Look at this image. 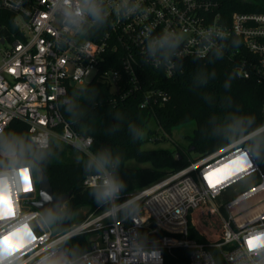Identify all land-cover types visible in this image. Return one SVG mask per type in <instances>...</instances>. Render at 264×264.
<instances>
[{"label": "built area", "instance_id": "2783aa9c", "mask_svg": "<svg viewBox=\"0 0 264 264\" xmlns=\"http://www.w3.org/2000/svg\"><path fill=\"white\" fill-rule=\"evenodd\" d=\"M77 2L72 0L73 7ZM97 2L106 22L98 24L89 15L73 28L54 0H0V8L15 15L17 27L16 33L0 38V135L18 121L28 126L38 149H48L57 139L79 150L101 170L85 179L88 187L114 178L92 152L93 138L79 135L62 113L70 88L97 79L108 83L113 94L127 96L142 90L140 78L147 67L170 77L176 60L218 54L230 57L239 78L264 85V12H230L233 5L249 9L262 6L263 0H136L139 11L126 18L123 10L133 0ZM165 33L174 34L178 46L170 54L150 56L148 44ZM110 61L117 66L107 68ZM124 77L133 86L121 92ZM147 95L167 98L153 89ZM262 133L264 124L145 189L124 194L119 187L104 211L60 233L34 208L39 185L33 167L26 165L20 169L19 189L0 191V200L7 201L0 208V240L9 237L14 245L5 264H40L57 257L65 264H165V250L174 248L188 249L190 264H217L210 247L229 264H264V249L250 251L248 243L264 231V171L249 147ZM244 153L251 167L244 163ZM232 161H239L242 170L232 172ZM202 207L221 221L222 240L210 246L189 238L190 218ZM150 225L151 233H165L158 247L140 242L141 230ZM26 233L31 240L24 238ZM85 235L90 249L74 262L64 245ZM3 250L8 249L0 245Z\"/></svg>", "mask_w": 264, "mask_h": 264}, {"label": "trees", "instance_id": "16d2710c", "mask_svg": "<svg viewBox=\"0 0 264 264\" xmlns=\"http://www.w3.org/2000/svg\"><path fill=\"white\" fill-rule=\"evenodd\" d=\"M245 10L264 12V0L262 6L255 4L249 9L243 4L230 7V12ZM15 18L11 11L0 8V38L17 32ZM106 66L113 68L117 64L110 61ZM123 81L121 92L132 88L128 78L124 77ZM140 82L141 91L121 96V93L113 94L108 83L95 79L84 88H70V101L62 108L65 119L79 135L93 138L92 152L111 171L124 194L145 189L183 170L192 160L264 124V85L254 79L239 78L236 65L228 55L176 60L175 73L170 77L162 69L147 67ZM151 89L165 93L167 98L145 96ZM145 101L148 105L142 107ZM192 123L195 124L192 134L185 136L187 146L173 143L172 148L146 149L147 144L170 141L176 132ZM4 137L16 139L21 158L33 167L35 174L38 169L46 172L56 196L70 194L62 209L48 216L54 233L82 221L85 217H78L82 208H89L88 216L107 208L106 201H96L100 187L84 184L89 175L101 172L88 156L57 139L51 141L48 149H38L31 141L28 126L18 121ZM249 147L261 164L264 133L251 141ZM0 162L6 168L4 157L0 156ZM202 208L196 211L193 220L190 218L189 238L210 246L222 240L221 221L208 207ZM153 229L150 225L141 230L142 246H159V239L165 233H151ZM90 246L89 235L79 236L64 245V252L75 262ZM208 249L217 264H229L218 249ZM165 264H190V251L185 248L165 250Z\"/></svg>", "mask_w": 264, "mask_h": 264}, {"label": "clouds", "instance_id": "9594fccd", "mask_svg": "<svg viewBox=\"0 0 264 264\" xmlns=\"http://www.w3.org/2000/svg\"><path fill=\"white\" fill-rule=\"evenodd\" d=\"M56 7L62 11L63 17L68 25L73 28H79L85 21L86 16H91L93 20L103 25L106 22V17L103 15L102 8L97 0H78L73 7L72 0H54ZM140 4L133 0L131 7H125L124 18L138 12ZM235 43V41H234ZM179 44L175 35L172 33H165L158 39L148 44V52L150 56L155 57L157 54L169 53L174 50ZM165 59L169 55L164 56ZM0 156H3L6 161V170L3 162H0V191L8 192L10 189H19L22 182L21 168L25 167V161L21 158V153L18 151V143L14 137H4L0 135ZM244 163L251 167V161L247 153L242 155ZM119 161H117L118 163ZM99 167V165L97 166ZM120 184L114 179H106L103 185L98 189L96 201H106L110 199L118 190ZM260 238V242L255 247H251L250 251H257L264 249V231L257 232L251 238ZM26 240H31V235L25 234ZM12 255L10 250L0 251V264H5L8 257ZM40 264H65L62 260H49L44 258Z\"/></svg>", "mask_w": 264, "mask_h": 264}, {"label": "water", "instance_id": "95a60500", "mask_svg": "<svg viewBox=\"0 0 264 264\" xmlns=\"http://www.w3.org/2000/svg\"><path fill=\"white\" fill-rule=\"evenodd\" d=\"M1 43L3 44L4 42L2 41ZM36 176L39 185V200L34 203V208L38 209L45 216L58 213L63 205L70 199V194L56 196L53 192L50 179L43 169H38ZM27 197H33V194H29ZM50 225L54 228L52 222H50Z\"/></svg>", "mask_w": 264, "mask_h": 264}, {"label": "rangeland", "instance_id": "374dc122", "mask_svg": "<svg viewBox=\"0 0 264 264\" xmlns=\"http://www.w3.org/2000/svg\"><path fill=\"white\" fill-rule=\"evenodd\" d=\"M3 48H4V45L0 44V50H2ZM194 127H195V124L192 123V124H190V126L183 128L182 131H179V133L176 132L174 137L172 139H170V141L161 142L160 144L150 143V144H147L146 149L172 148L173 143H177V144L182 145V146H187L185 136L192 134ZM192 157L195 158V154H192ZM132 165H136V163H132ZM260 166H261L262 170L264 171V161L260 164ZM88 211H89V208H82L78 213V217L79 218H84V217L86 218L88 216ZM53 260H59V257H57Z\"/></svg>", "mask_w": 264, "mask_h": 264}, {"label": "snow or ice", "instance_id": "6c2138e0", "mask_svg": "<svg viewBox=\"0 0 264 264\" xmlns=\"http://www.w3.org/2000/svg\"><path fill=\"white\" fill-rule=\"evenodd\" d=\"M231 163L233 165H236V167H234L232 169V172H239V171L242 170L241 167H240V162L239 161H232ZM225 167H227V166H225ZM212 186H215V185H212ZM5 206H7V201L0 200V208H3ZM258 242H260V238L259 237L252 238V239H250L248 241L250 247H255ZM0 245H2L3 247H5L8 250H11L14 247V245L12 244V241H11V239L9 237H5L2 240H0Z\"/></svg>", "mask_w": 264, "mask_h": 264}]
</instances>
